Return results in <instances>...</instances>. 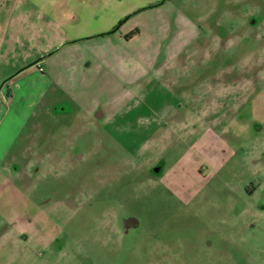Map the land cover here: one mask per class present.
I'll return each instance as SVG.
<instances>
[{
  "label": "rangeland",
  "instance_id": "1",
  "mask_svg": "<svg viewBox=\"0 0 264 264\" xmlns=\"http://www.w3.org/2000/svg\"><path fill=\"white\" fill-rule=\"evenodd\" d=\"M153 7L71 42L26 19L10 61L57 48L0 166V264H264V0Z\"/></svg>",
  "mask_w": 264,
  "mask_h": 264
},
{
  "label": "crops",
  "instance_id": "2",
  "mask_svg": "<svg viewBox=\"0 0 264 264\" xmlns=\"http://www.w3.org/2000/svg\"><path fill=\"white\" fill-rule=\"evenodd\" d=\"M161 0H0V166L22 149L15 146L22 138L35 105L48 89V76L43 67L50 61L49 55L57 47H45L38 60L10 61V54H16V47L23 37L26 19H34V28L60 30L66 35L62 41L71 42L83 39L86 21L99 27H107L105 32L114 34L132 16L154 8ZM26 3L32 4L27 10ZM159 6V5H157ZM16 21L12 23L14 20ZM12 25V27H11ZM117 28V30H115ZM104 29V28H103ZM102 29V30H103ZM101 30V31H102ZM105 30V29H104ZM100 30L93 33L103 35ZM134 31L138 34L127 38ZM141 31L133 28L120 32L119 41L126 44L140 37ZM83 34V35H82ZM97 35V34H95ZM29 65V63H31ZM25 65H28L25 67ZM22 67V70H20ZM20 70V71H19ZM15 164H13L14 166ZM32 222V220H27ZM16 224H14L15 226ZM10 224L0 217V240H4Z\"/></svg>",
  "mask_w": 264,
  "mask_h": 264
},
{
  "label": "flooded vegetation",
  "instance_id": "3",
  "mask_svg": "<svg viewBox=\"0 0 264 264\" xmlns=\"http://www.w3.org/2000/svg\"><path fill=\"white\" fill-rule=\"evenodd\" d=\"M41 216V217H40ZM45 217L46 218V215L44 213H42V211L40 210L39 213H37V215H35V222L37 221V219L39 220V218H42V217ZM124 232L125 233H128L132 228H135L136 226H138V223L136 220L134 219H126L124 220Z\"/></svg>",
  "mask_w": 264,
  "mask_h": 264
},
{
  "label": "trees",
  "instance_id": "4",
  "mask_svg": "<svg viewBox=\"0 0 264 264\" xmlns=\"http://www.w3.org/2000/svg\"><path fill=\"white\" fill-rule=\"evenodd\" d=\"M136 34H138V31H134V32H132L131 34L127 35L126 37H127V38H131L132 36H134V35H136Z\"/></svg>",
  "mask_w": 264,
  "mask_h": 264
},
{
  "label": "water",
  "instance_id": "5",
  "mask_svg": "<svg viewBox=\"0 0 264 264\" xmlns=\"http://www.w3.org/2000/svg\"><path fill=\"white\" fill-rule=\"evenodd\" d=\"M117 30V28L115 29ZM104 117V114H102V112L100 111L98 114H97V118L101 119ZM158 171V170H157Z\"/></svg>",
  "mask_w": 264,
  "mask_h": 264
},
{
  "label": "snow or ice",
  "instance_id": "6",
  "mask_svg": "<svg viewBox=\"0 0 264 264\" xmlns=\"http://www.w3.org/2000/svg\"><path fill=\"white\" fill-rule=\"evenodd\" d=\"M3 147L2 137H0V149Z\"/></svg>",
  "mask_w": 264,
  "mask_h": 264
}]
</instances>
